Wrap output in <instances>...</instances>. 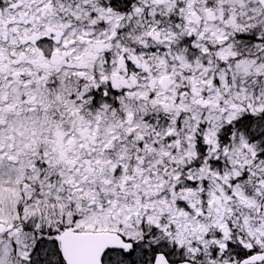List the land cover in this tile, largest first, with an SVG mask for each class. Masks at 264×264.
Listing matches in <instances>:
<instances>
[{"label": "snow or ice", "instance_id": "1", "mask_svg": "<svg viewBox=\"0 0 264 264\" xmlns=\"http://www.w3.org/2000/svg\"><path fill=\"white\" fill-rule=\"evenodd\" d=\"M0 264H264V0H0Z\"/></svg>", "mask_w": 264, "mask_h": 264}]
</instances>
